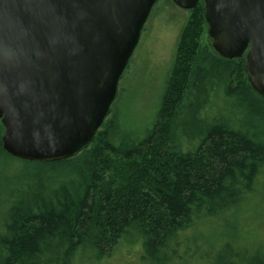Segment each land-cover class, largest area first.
<instances>
[{
    "label": "trees",
    "instance_id": "trees-1",
    "mask_svg": "<svg viewBox=\"0 0 264 264\" xmlns=\"http://www.w3.org/2000/svg\"><path fill=\"white\" fill-rule=\"evenodd\" d=\"M108 115L70 158L18 159L31 170L0 197V264H111L120 251L127 264H264V246L225 226L264 172V97L244 56L214 51L202 1L143 133ZM206 228L226 234L198 245Z\"/></svg>",
    "mask_w": 264,
    "mask_h": 264
},
{
    "label": "water",
    "instance_id": "water-1",
    "mask_svg": "<svg viewBox=\"0 0 264 264\" xmlns=\"http://www.w3.org/2000/svg\"><path fill=\"white\" fill-rule=\"evenodd\" d=\"M199 1L214 51L245 57L264 97V0ZM156 0H0L2 148L37 162L72 157L92 140Z\"/></svg>",
    "mask_w": 264,
    "mask_h": 264
},
{
    "label": "rangeland",
    "instance_id": "rangeland-1",
    "mask_svg": "<svg viewBox=\"0 0 264 264\" xmlns=\"http://www.w3.org/2000/svg\"><path fill=\"white\" fill-rule=\"evenodd\" d=\"M189 16L190 11L180 9L171 0H156L119 80L108 117L117 114L128 129L143 133L158 110L177 43ZM29 170L31 168L25 167L22 161L6 154L0 155V197L18 174ZM227 220V233L239 244L249 245L255 250L264 246V172L259 176L254 192ZM212 229H202L206 232L198 240V245L208 239L216 243L222 231L226 234L222 228L220 234H215ZM119 255L121 259L117 256L111 264H127V255L121 251Z\"/></svg>",
    "mask_w": 264,
    "mask_h": 264
}]
</instances>
